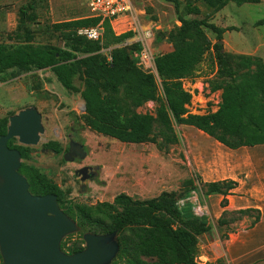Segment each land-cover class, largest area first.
I'll return each mask as SVG.
<instances>
[{
  "label": "trees",
  "instance_id": "trees-1",
  "mask_svg": "<svg viewBox=\"0 0 264 264\" xmlns=\"http://www.w3.org/2000/svg\"><path fill=\"white\" fill-rule=\"evenodd\" d=\"M160 1L173 6L179 26L156 40H165L172 47L153 60L156 76L136 66L137 60L130 53L139 52L138 44L124 46L132 33L116 35L103 21L98 41L78 36L79 29L100 24V18L91 17L52 25V32L64 42L63 48L35 45L30 37H20L17 43H0V75L49 70L66 91L80 95L86 127L118 143L156 144L160 140L165 149L178 143L173 128L178 125L194 128L230 151L264 146V62L254 56L224 53L219 42L225 31L233 29L217 28L207 18L198 19V5L215 13L228 4L257 5L261 0ZM255 25L263 26L264 20ZM18 26L23 27V22ZM206 31L213 34L214 43ZM104 50H109L108 56L102 54ZM207 54L212 55L216 67L209 90L221 92L218 110L202 116L190 115L185 107L191 96L183 90L182 81L194 76ZM77 79H83L81 91L74 85ZM149 102L156 103L153 115L137 113ZM7 125V119L0 120V136L5 135ZM14 141H9L8 147L20 153L22 162L29 159V149L14 146ZM44 148L57 154L61 151L55 142ZM19 173L26 178L30 194L56 196L60 209L79 228V241L70 246L61 243V250L68 255L84 249L85 234L116 233L119 253L111 264H202L198 261V239L210 231V226L204 218L194 215L183 219L174 194L162 193L144 202L120 195L113 203L93 207L64 204L59 187L37 169L21 163ZM235 187L231 180L205 184L207 195L222 197ZM217 223L219 227L226 225L222 219Z\"/></svg>",
  "mask_w": 264,
  "mask_h": 264
},
{
  "label": "rangeland",
  "instance_id": "rangeland-1",
  "mask_svg": "<svg viewBox=\"0 0 264 264\" xmlns=\"http://www.w3.org/2000/svg\"><path fill=\"white\" fill-rule=\"evenodd\" d=\"M198 6V19L207 18L217 28L233 29L222 36L224 53L256 57L259 48L258 53L264 54V25H255L264 20V0L240 7L228 4L215 13ZM142 9L144 15L135 14L142 29H147L149 23L157 28L150 46L154 60L172 50L165 40L156 41L158 36L179 23L173 6L160 0L145 3ZM88 16L84 0H0V43H17L20 37H30L35 45L63 48L64 42L58 33L52 32V25ZM206 34L214 43L213 34ZM102 54L108 56L109 50ZM130 54L136 58L138 52L133 50ZM215 69L212 55L207 54L194 76L182 81L183 90L191 96L190 105L185 107L188 114L206 115L218 110L221 92L209 90ZM74 85L81 91L83 79L75 80ZM83 104L80 95L66 91L49 70L0 75V120L8 121L27 108H35L41 115L44 132L37 146L27 148L29 159L21 163L37 169L56 184L64 204L93 207L113 203L120 195L144 202L170 193L177 199L183 219L203 214L210 228L216 226L217 218L224 220L226 225L218 230L221 240L236 233L240 222L245 231L251 229L264 214V146L230 151L196 129L178 125L173 126L178 143L165 149L160 140L156 144L118 143L86 127ZM155 109L156 103L149 102L137 113L153 115ZM49 142L58 143L60 153L46 150L44 145ZM13 145L20 147L16 140ZM230 177L236 180V187L227 196L206 194L205 184ZM241 210L247 211V216L242 217L238 213ZM257 233L264 234V227ZM77 241L79 237L72 234L62 242L70 246ZM197 248L199 255L200 247Z\"/></svg>",
  "mask_w": 264,
  "mask_h": 264
},
{
  "label": "water",
  "instance_id": "water-1",
  "mask_svg": "<svg viewBox=\"0 0 264 264\" xmlns=\"http://www.w3.org/2000/svg\"><path fill=\"white\" fill-rule=\"evenodd\" d=\"M43 132L41 115L27 108L8 119L6 133L0 136L1 263L111 264L119 253L116 233L85 234L81 252L64 253L60 248L63 239L77 234L79 228L60 209L56 196L30 194L26 178L19 173L20 153L10 149L8 142L35 147ZM80 173L85 176L84 171Z\"/></svg>",
  "mask_w": 264,
  "mask_h": 264
},
{
  "label": "crops",
  "instance_id": "crops-1",
  "mask_svg": "<svg viewBox=\"0 0 264 264\" xmlns=\"http://www.w3.org/2000/svg\"><path fill=\"white\" fill-rule=\"evenodd\" d=\"M141 12L142 10L140 8L138 13ZM150 25L153 26V24L149 23L147 27ZM110 27L116 35L127 33L125 27L119 25V23H112ZM155 29H157L156 26L153 28V34ZM131 39L132 37L130 40ZM258 52L259 48L256 50V57L264 62V54L260 55ZM262 53H264V48L262 49ZM228 180L233 182L236 181L232 177L228 178ZM243 216H247V214L242 215V217ZM263 216L264 214H261L258 222L254 224L251 229L246 231L243 222H240L236 233L226 235V238L223 240L220 239L218 231L220 227L218 226L217 218L216 226H212L210 231L203 234L198 239V247H200L198 261L202 264H216L217 261H222V264H264V234L261 235L257 233L260 228L264 227Z\"/></svg>",
  "mask_w": 264,
  "mask_h": 264
},
{
  "label": "built area",
  "instance_id": "built-area-1",
  "mask_svg": "<svg viewBox=\"0 0 264 264\" xmlns=\"http://www.w3.org/2000/svg\"><path fill=\"white\" fill-rule=\"evenodd\" d=\"M151 1L156 0H84L89 16L92 18H100L101 22L94 28L79 29L77 35L85 37L90 41H98L102 36L101 23L103 21H107L109 25L112 23L123 25L127 33H132V39L127 40L124 46L138 44L140 47L138 55H136V66L146 73L156 75L153 57L150 51V46L154 41V27L151 26L143 30L138 16L135 15L139 12L140 8L142 12L138 13V15H144L143 5ZM192 204L195 203L193 202ZM196 209L199 210V208ZM196 217L204 218L203 214H199Z\"/></svg>",
  "mask_w": 264,
  "mask_h": 264
}]
</instances>
